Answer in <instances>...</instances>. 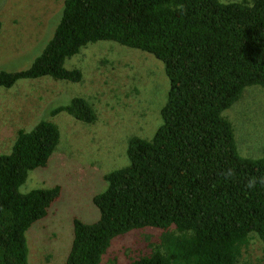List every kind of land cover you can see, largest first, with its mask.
Segmentation results:
<instances>
[{
	"label": "trees",
	"instance_id": "1",
	"mask_svg": "<svg viewBox=\"0 0 264 264\" xmlns=\"http://www.w3.org/2000/svg\"><path fill=\"white\" fill-rule=\"evenodd\" d=\"M96 41L152 54L170 86L153 138L132 137L129 165L107 174L94 196L100 218L74 220L65 264H103L116 238L146 228L162 230L160 241L125 264H244L252 239L264 243V156L238 153L224 111L247 86H264V0H65L42 53L27 70L1 71L0 87L42 76L79 82L65 61ZM62 111L97 118L80 97L53 114ZM60 139L55 123L41 121L0 155V264H29L26 233L61 189L20 187Z\"/></svg>",
	"mask_w": 264,
	"mask_h": 264
},
{
	"label": "rangeland",
	"instance_id": "2",
	"mask_svg": "<svg viewBox=\"0 0 264 264\" xmlns=\"http://www.w3.org/2000/svg\"><path fill=\"white\" fill-rule=\"evenodd\" d=\"M227 1V0H225ZM65 0H0V72L31 67L53 38ZM67 69H78L82 80L51 76L19 79L0 87V155L10 153L20 130L31 131L41 121L55 123L60 143L48 164L32 170L20 191L60 186V197L48 215L27 231L29 264H65L74 237V220L100 218L95 195L106 190L105 176L129 165L134 136L153 138L162 123L169 80L164 63L150 53L114 41L88 43L67 58ZM86 99L97 116L92 123L56 107L74 98ZM238 153L264 156V86H247L227 110ZM162 230L146 228L116 238L103 264H125L158 243ZM244 264H264V243L253 238L244 249Z\"/></svg>",
	"mask_w": 264,
	"mask_h": 264
}]
</instances>
